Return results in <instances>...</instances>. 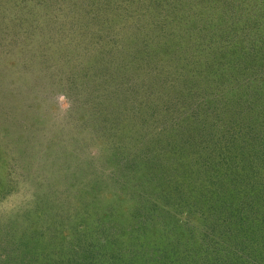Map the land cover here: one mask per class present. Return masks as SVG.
Here are the masks:
<instances>
[{"label":"rangeland","instance_id":"1","mask_svg":"<svg viewBox=\"0 0 264 264\" xmlns=\"http://www.w3.org/2000/svg\"><path fill=\"white\" fill-rule=\"evenodd\" d=\"M112 1L0 0V264H65L63 252L36 253L27 245L35 237L30 227L51 240L57 231L44 232L43 221L66 213L107 237L118 235L109 249L119 261L225 264V231L217 225L209 233V223L204 228L194 219L182 196L187 184L207 180L211 155L196 157L204 174L195 176L179 163L182 148L174 133L180 120H199L189 108L210 102L218 88L237 83L264 90V74L257 78L255 66L230 50L231 59L218 62L224 72L206 83L210 67L202 62L224 46L214 36L204 38L199 24L204 18L220 35L219 21L210 20L217 16L214 4L196 1L183 3L184 13L159 26L169 42L165 55L149 46L155 57L148 63L141 54L129 57L125 41L136 34L129 31L145 26L159 3ZM228 1L226 9L240 17L244 33L261 27L264 0ZM192 85V100L180 106ZM259 96L255 106L264 104ZM182 109L184 118L177 116ZM159 133L165 142L148 139ZM205 139L206 148L196 152L212 145ZM224 163L216 165L219 174L226 173Z\"/></svg>","mask_w":264,"mask_h":264},{"label":"trees","instance_id":"2","mask_svg":"<svg viewBox=\"0 0 264 264\" xmlns=\"http://www.w3.org/2000/svg\"><path fill=\"white\" fill-rule=\"evenodd\" d=\"M168 1L171 0H157L159 5L155 6L158 9L151 13L145 26H132L129 32L136 33L133 36L134 39L125 41L126 49L130 50L127 52L129 57L141 54L145 62L148 63L155 57L150 53L149 46L153 50L158 47L159 53L165 55L163 49L166 50L169 47V42L163 34L159 33V26L161 25V28L164 29L166 18H171L177 13H184L187 6L183 3L190 6L196 1L200 6L206 8H209L210 4H214L210 9L217 10L213 12L217 16L210 17V20L214 18L215 21H219L215 26L220 35L211 31V28L204 24V18L199 19V24L202 25L204 38L210 39L211 36H214L220 41V45L224 46L218 53L210 54L209 58L206 57L202 62L205 64V68L210 67L206 83L212 84L210 83L212 79L224 72L218 62L222 57L231 59L229 57L230 50L231 55H238L240 59H244L243 64L250 62L249 64L255 66L253 71L257 73V78L264 74V17L259 19L261 27L259 26L255 31L244 33L241 29L243 26L240 17L237 15L231 17V12L228 13L226 9L230 1L184 0L178 4L172 0V5L164 4ZM254 3L253 1V6ZM256 7L260 9L259 6ZM262 9L264 7L260 10ZM114 17L118 18V16ZM149 39H151L150 45L144 42ZM158 65H162L161 62L158 61ZM157 75L159 80L161 72ZM198 85L197 87H201L199 83ZM192 87L194 86L189 87L184 93L185 97L181 100L180 106L185 101L192 100V95H190ZM224 87L226 89L218 88L216 95H209L211 96L210 102H206L204 99L198 103L197 108H189L188 113L194 112L199 120L196 119L194 125H189V117L180 120L178 125L181 127L174 133L177 144L182 148L178 154L179 163L183 162L182 164L188 166L192 174L195 176L200 172L201 175L204 174L198 168V161H196L198 155L207 156L210 154L209 157L213 162L208 165L207 175H205L207 180L192 181L187 184L184 186L186 191H183L182 196L186 194L189 198L185 205L190 206L189 213L194 216V219L198 218L199 221L205 222L204 228L209 223L207 226L209 233H213L217 225H219L220 231H225L220 235L225 236L226 240L224 242L226 255L223 256L225 264H264V104L254 105L255 101H262L259 98L262 96L259 95L264 94V90H252L251 87L249 90L247 84L241 86L237 83H230L229 87ZM165 93L161 92V96H164ZM209 93L206 92L207 95ZM183 111L184 109L177 116L184 118L185 112ZM164 137L165 134L159 133L156 134V137L154 135L148 139L162 141ZM205 138L212 145L207 148L208 150L196 152L200 145L206 148ZM220 160L221 163L225 162L223 169H226V173L220 172L219 174L215 171ZM210 173H216L224 179V182L213 183L214 179L212 181ZM43 222L45 223L44 232L47 229V231H57V233L53 234L51 240H43L45 234H39L37 228L30 227L29 232H33L35 237H31L32 243L29 246L28 243L26 245L31 250H36V253H45L44 250L48 248L53 253L55 251L63 252L64 258L67 260L65 264H130L129 261L121 260V262L115 256L113 257L115 250L109 249L110 247L114 248L118 242V235L113 234L107 237L100 228H93V225L90 226L86 221L75 217L72 219L67 213L65 215H50ZM27 234L26 238H28ZM202 234L205 235L203 231ZM38 242H42V244ZM4 255L10 260L14 258L8 257L7 253ZM66 260H62L60 263ZM151 262V264L169 263L165 257H156ZM12 263L19 264L14 260ZM175 263L179 264L178 261Z\"/></svg>","mask_w":264,"mask_h":264}]
</instances>
